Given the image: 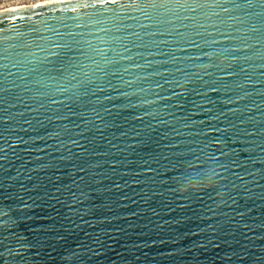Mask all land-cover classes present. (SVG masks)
Returning <instances> with one entry per match:
<instances>
[{
  "label": "water",
  "instance_id": "95a60500",
  "mask_svg": "<svg viewBox=\"0 0 264 264\" xmlns=\"http://www.w3.org/2000/svg\"><path fill=\"white\" fill-rule=\"evenodd\" d=\"M0 264H264V0L0 10Z\"/></svg>",
  "mask_w": 264,
  "mask_h": 264
},
{
  "label": "snow or ice",
  "instance_id": "6c2138e0",
  "mask_svg": "<svg viewBox=\"0 0 264 264\" xmlns=\"http://www.w3.org/2000/svg\"><path fill=\"white\" fill-rule=\"evenodd\" d=\"M69 47V46H65ZM85 55L84 53L73 52L72 47H69V52L65 57L61 58L59 65L56 68L57 75L61 78L68 77L71 80H76L78 75H85L83 65L78 59H73L74 56Z\"/></svg>",
  "mask_w": 264,
  "mask_h": 264
},
{
  "label": "built area",
  "instance_id": "2783aa9c",
  "mask_svg": "<svg viewBox=\"0 0 264 264\" xmlns=\"http://www.w3.org/2000/svg\"><path fill=\"white\" fill-rule=\"evenodd\" d=\"M31 0H0V10H2L1 5H6V7L13 5H28V2ZM36 3V2H34ZM38 3V2H37ZM29 4H33V3H29ZM3 7V6H2ZM16 7V6H15ZM4 9V8H3ZM8 9V8H5Z\"/></svg>",
  "mask_w": 264,
  "mask_h": 264
},
{
  "label": "bare ground",
  "instance_id": "6f19581e",
  "mask_svg": "<svg viewBox=\"0 0 264 264\" xmlns=\"http://www.w3.org/2000/svg\"><path fill=\"white\" fill-rule=\"evenodd\" d=\"M44 1H49V0H31V1L28 2V4H29V3H34V2H36V3H37V2H44ZM2 6H3V7H2ZM15 6H21V5H16V4L13 5V4H12V5L9 6V7H8V6L6 7V5H1V8H2V9H3V8H4V9H5V8H13V7H15Z\"/></svg>",
  "mask_w": 264,
  "mask_h": 264
}]
</instances>
